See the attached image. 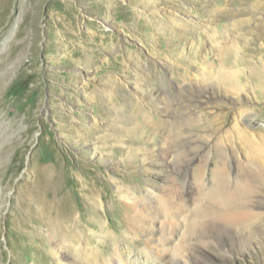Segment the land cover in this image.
I'll return each mask as SVG.
<instances>
[{
    "label": "rangeland",
    "instance_id": "obj_1",
    "mask_svg": "<svg viewBox=\"0 0 264 264\" xmlns=\"http://www.w3.org/2000/svg\"><path fill=\"white\" fill-rule=\"evenodd\" d=\"M223 70L227 97L194 109L186 84ZM262 133L264 0H0V264H75L37 226V197L59 199L56 186L92 208L102 195L114 238L95 229L92 245L108 255L114 240L143 259L130 190L167 181L190 191L191 208L206 207L210 181L196 171L220 166L221 145ZM164 156L176 162L169 176L154 168ZM261 227L226 264H264Z\"/></svg>",
    "mask_w": 264,
    "mask_h": 264
},
{
    "label": "bare ground",
    "instance_id": "obj_2",
    "mask_svg": "<svg viewBox=\"0 0 264 264\" xmlns=\"http://www.w3.org/2000/svg\"><path fill=\"white\" fill-rule=\"evenodd\" d=\"M218 49L219 52L223 50ZM86 74L87 71L78 72L81 89ZM199 75L201 80L185 83L187 88L184 87L189 90V104L194 109L209 98L219 100L227 97L222 83H226L230 75L224 70L217 78L209 79L203 73ZM135 88V85L131 86V90ZM236 98L242 99L240 94ZM185 135L189 143L199 139L191 131ZM258 136L259 141L244 137L240 141L241 146L235 143L221 145L219 151L223 154V161L220 166L211 170L209 175L206 168L196 171L203 181H210L202 190L206 207L199 210L186 202L185 199L192 198L188 189L184 192L182 186L167 181L130 190L127 204L131 211L130 228L134 235L146 238L143 239L146 248L142 251L141 260L128 258L114 240L112 252L107 248L108 255L92 245L89 238L95 229L101 231L108 241L114 238L101 218L102 195L92 208L75 203L70 191H61L63 188L59 186L55 188L61 195L59 199H53L51 191L44 190L37 197L38 229L46 227L50 230L52 238L65 245V257H73L75 264H112L113 255L117 256L118 264H226L231 255L249 244L250 239L244 237L253 236L256 225L264 221V134ZM155 165L154 168L161 169L168 176L177 169L171 156L160 157ZM189 165L192 167L194 162L185 161L182 166ZM46 175L52 177V170H48ZM40 208L44 209L41 213ZM220 227L236 237L214 239ZM210 246L216 252H210Z\"/></svg>",
    "mask_w": 264,
    "mask_h": 264
}]
</instances>
